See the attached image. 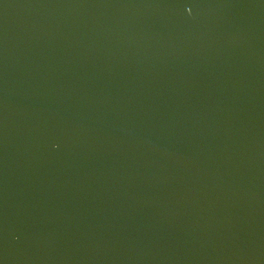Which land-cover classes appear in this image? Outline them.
Listing matches in <instances>:
<instances>
[{
	"label": "water",
	"instance_id": "obj_1",
	"mask_svg": "<svg viewBox=\"0 0 264 264\" xmlns=\"http://www.w3.org/2000/svg\"><path fill=\"white\" fill-rule=\"evenodd\" d=\"M0 264H264V0H0Z\"/></svg>",
	"mask_w": 264,
	"mask_h": 264
}]
</instances>
